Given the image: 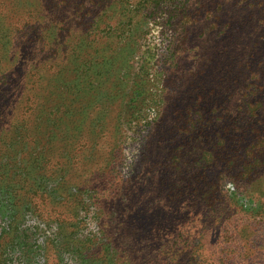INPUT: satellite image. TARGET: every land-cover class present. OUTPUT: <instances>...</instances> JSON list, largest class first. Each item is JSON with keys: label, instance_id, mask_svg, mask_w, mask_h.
<instances>
[{"label": "rangeland", "instance_id": "rangeland-1", "mask_svg": "<svg viewBox=\"0 0 264 264\" xmlns=\"http://www.w3.org/2000/svg\"><path fill=\"white\" fill-rule=\"evenodd\" d=\"M160 1L153 14L135 12L134 21L146 18L131 53L108 30L89 47L85 26L96 13L68 0L34 9L31 39L11 37L19 62L6 63L12 51L0 42V264H264V173L244 190L225 183L227 196L212 208L181 189L212 147L201 132L216 118L199 82L203 65L214 64L202 55L214 44L215 8L223 4L222 20L231 19L228 39L237 20L256 26L264 0ZM177 6L186 8L185 32L171 12ZM129 17L113 10L101 20ZM33 75L39 99L31 102L24 95L36 96L27 86ZM26 166L44 180L40 206L22 191L34 183ZM162 182L173 183L172 197Z\"/></svg>", "mask_w": 264, "mask_h": 264}, {"label": "trees", "instance_id": "trees-1", "mask_svg": "<svg viewBox=\"0 0 264 264\" xmlns=\"http://www.w3.org/2000/svg\"><path fill=\"white\" fill-rule=\"evenodd\" d=\"M32 1L34 5H31ZM62 1L67 4L66 0H0V42L8 39L6 44L9 45L12 51V55L8 57V60L6 59V63L12 65L14 61L19 62L20 57H22L19 50V59L17 60L16 58L18 53L15 50V42L11 38L12 36L17 37L18 34H21L20 36L26 40L35 36L33 31L29 30L32 26L29 25V21L34 9L41 8L42 13L44 11L46 13L48 9H54L57 5L60 6L63 3ZM68 1L69 3L77 2V5L85 7L84 10L86 9L87 14L91 13V11L96 13L91 17L89 24L85 26L86 28L84 27L86 30L91 28L93 32H91L93 39H91V43H88L89 47L94 40L98 41L102 38L100 36L101 32L108 30L115 32V35L107 36V39H111L112 44L115 46L120 44L121 46L129 47L130 53L131 50H137L138 48V40L142 36L137 34L136 29L146 18L142 17L143 20L134 21L135 12L145 9L147 15L144 16H148V13H154L153 10H158V5L161 3L160 0H140L139 3L135 4L132 0ZM222 6L223 4L220 3L215 8L218 16L210 22L211 30H216V36L211 39L212 42L214 41L212 50L208 53L204 52L202 55V58H207L206 63L209 60L214 61L213 68H209L208 64H204L200 72L204 78L199 82L202 83V88L205 91L202 95L204 109L208 106L209 109L213 110L216 118L213 131L207 127L208 122L206 121L202 125L206 129L201 132V137L210 141L212 147L209 148L207 144L203 148L199 160L195 162L198 164V170L183 178V186L181 187L184 191L190 190L195 193L196 197L198 193H201L207 208H212L216 201H221L224 196H227L230 189H227V193L223 192L222 186L225 183L235 184L234 189L236 191L239 189L244 190L251 180L257 179L259 175L264 173V42L262 41L264 37V7L259 9L260 18L257 20L256 26H248L246 22L237 20V27L232 33V37L226 39L228 29L231 28V19L222 20ZM247 8L251 12L253 11L251 5H247ZM238 9L246 8L241 6ZM113 10L115 12L119 10L125 12L130 16L129 20L121 21L117 24H113L109 20L106 22L101 20ZM171 12L173 13V18H177V27L185 32L186 8L177 6ZM55 15L57 16V14ZM51 20H54L53 12ZM63 21H61L62 24L65 23ZM253 28L255 35L253 36L251 33L252 38L248 41V32H251ZM185 40H187V37L183 36L180 42L183 44ZM17 49L19 48L17 47ZM69 53H71L70 50ZM115 56L116 53H111L109 58L114 60ZM2 59L4 60L3 57L1 58L0 51V62ZM31 59L34 62L32 67L34 65L37 66V61L34 58ZM15 67H17V63ZM29 67L31 68V66ZM52 67L50 64V68ZM36 76L35 82L32 79L33 75L27 85L30 92L32 90L33 93L36 91V96H30V93H25L24 95L31 102L39 99V78ZM23 120L24 110L22 111ZM15 157L16 154L12 158L4 156L1 161L6 159V161L11 162L13 159L15 160ZM38 161V159H35L34 163L28 165L37 168ZM47 161L51 160H46V164ZM59 166L58 162L55 164L51 163L50 169L54 168L57 171ZM211 166L218 167L216 173ZM26 168L28 176L34 179V183L26 187L27 183L22 182V191L25 193L29 192L31 194L30 197L32 199L35 198L34 200L37 201L36 205L40 206L44 198V190H42L44 180L35 176V170L32 175L30 168L28 166ZM63 170L64 168L60 167V171ZM55 171L52 174L55 175ZM214 173L213 178L215 180L213 181L211 176ZM1 178H3V174H0ZM39 180L40 184H38ZM172 185L173 183L168 184L167 182L160 184V186L167 187L169 197H172V191L175 192L177 190ZM6 186L8 187V184ZM238 208L237 206L233 212L236 213Z\"/></svg>", "mask_w": 264, "mask_h": 264}]
</instances>
